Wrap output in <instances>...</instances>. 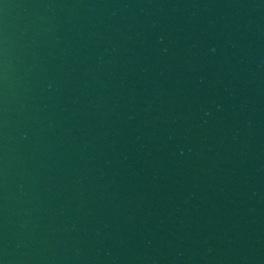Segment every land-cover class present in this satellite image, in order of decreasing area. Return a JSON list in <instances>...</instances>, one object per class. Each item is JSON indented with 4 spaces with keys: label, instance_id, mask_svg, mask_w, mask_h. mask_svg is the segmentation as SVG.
Wrapping results in <instances>:
<instances>
[{
    "label": "water",
    "instance_id": "water-1",
    "mask_svg": "<svg viewBox=\"0 0 264 264\" xmlns=\"http://www.w3.org/2000/svg\"><path fill=\"white\" fill-rule=\"evenodd\" d=\"M0 264H264V0H0Z\"/></svg>",
    "mask_w": 264,
    "mask_h": 264
}]
</instances>
